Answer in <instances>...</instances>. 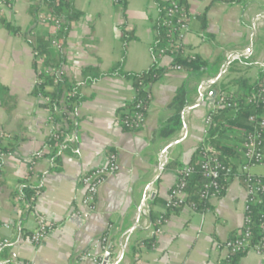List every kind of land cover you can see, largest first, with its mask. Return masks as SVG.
<instances>
[{
    "label": "crops",
    "instance_id": "1",
    "mask_svg": "<svg viewBox=\"0 0 264 264\" xmlns=\"http://www.w3.org/2000/svg\"><path fill=\"white\" fill-rule=\"evenodd\" d=\"M126 2L123 17L121 6L113 0H74L82 16L71 24L64 49L62 72L70 80L79 82L84 67L106 71L117 62L123 27L133 35L127 44L124 69L140 72L150 66L157 4L154 0ZM183 3L190 18L181 43L189 48V54L208 59L209 69L200 76L181 69L163 73L150 87L151 99L138 131H124L115 123L117 111L134 97L130 79L106 76L81 86L85 100L74 113L77 129L73 141L68 142L70 149L60 154L58 170H53L49 158H34L46 148L52 128L48 110L32 94L35 69L29 43L50 31V26L38 20L46 9L40 6V0H13L11 7L4 8L0 19V144L15 146V150L2 155L0 226L12 222L15 227L11 232L0 227V239L8 235L11 238L0 253L2 264H95L84 255L102 236L108 237L111 259L116 257L117 261L122 254L119 264L224 262L225 251L220 245L243 228L245 189L241 181L232 179L220 197L209 198V208L204 211L189 206L170 211L164 203L175 184L176 168L166 164H188L205 138V116L211 110L206 97L211 89L217 90L222 84L234 92L233 81L237 78L258 79L264 67V0ZM33 6L38 7L35 14L30 11ZM6 24L17 31H10ZM245 49L246 55L229 59L232 53ZM170 62L171 58L164 56L160 65L167 67ZM219 75L198 102L207 80ZM182 85L189 90L190 105H197L185 114V135L180 130L171 140L152 142L153 131L170 116L167 106ZM177 139L179 143L163 157L162 149ZM108 151L116 154L119 168L100 186L94 211L80 217L76 214L83 193L79 178L101 165ZM25 185L37 189L30 207L22 199ZM147 193L152 226L160 214L166 217L158 234L152 233V227L146 230L138 215L139 204ZM36 216L57 225L39 245L25 238L35 228ZM147 240L151 245L144 244ZM94 252L98 254V249ZM238 264H264V260L256 251L248 250Z\"/></svg>",
    "mask_w": 264,
    "mask_h": 264
},
{
    "label": "trees",
    "instance_id": "2",
    "mask_svg": "<svg viewBox=\"0 0 264 264\" xmlns=\"http://www.w3.org/2000/svg\"><path fill=\"white\" fill-rule=\"evenodd\" d=\"M121 6L122 16L125 17L126 0H113ZM157 4L158 15L153 22L155 30V39L151 45V53L159 48H165L166 54L170 56L171 62L169 66L163 67L160 62L153 60L150 66L140 72H128L124 69V62L127 52V44L133 38L131 32L122 28L121 32V54L117 62H115L106 71L100 70L98 67L87 66L81 70V80L79 82L70 80L62 72V65L65 63L64 49L69 34L71 24L78 20L82 13L74 6V0H40V6L46 9V14L61 21L59 28L54 32H47L45 36L36 37L34 42H29L34 52V69L35 84L32 90L33 96L39 100V105L49 112V123L51 124V132L47 137L44 146L37 154L47 157L54 164L53 170H58L60 154L65 150H69L68 142H64L66 135L75 133L77 129V119L74 113L80 103L85 100V96L81 94V86L92 85L99 79L106 76H117L130 79L134 87V101L126 103L118 111L116 116L122 120H132V112L134 111L135 102L146 99L151 85L158 80L163 73L171 70L170 66H178L179 69L185 70L191 74L200 76L211 66L208 59L199 55L184 53L189 50L182 43L176 45L171 42L166 34V27L162 24L165 19V12L170 5V0H154ZM179 5L184 7L183 0H176ZM226 3H243L245 0H220ZM38 7L30 8L32 14L36 13ZM10 31L16 32L17 29L9 24L5 25ZM202 27H206L205 19L202 18ZM56 41V46H52L51 41ZM262 71L255 81L240 77L233 81L235 91L232 97L235 98V105L231 107H222L214 109L211 113V123L207 134L203 141L196 147L191 154L188 164L192 167V172L187 179L185 187V202L194 203L195 210L204 211L209 208V199L200 196V191L206 182L200 169V163L203 154L206 152L217 156L222 165L235 168L241 163L242 157L239 152L240 144L244 134L252 130V124L249 122V116H259L264 113V95L263 99L258 98L247 102L246 96L255 93L264 87V76ZM218 93H230L228 87L220 84L217 88ZM190 105L189 90L186 85L180 86L168 104L167 108L171 112L170 116L153 131L151 136L152 142L168 141L179 133L182 127L183 119L182 111ZM210 111V110H209ZM147 111L143 112L146 116ZM209 112H207L208 114ZM206 114V115H207ZM206 117V116H205ZM141 127L128 128L122 126L124 131H138ZM233 139L235 142H229ZM15 150V146L9 144H0V166L2 155ZM175 162H169L166 166H180ZM264 179V174L261 175ZM232 180H223L219 178V182L223 184L220 192L216 193L220 197L228 183ZM25 180L23 181V183ZM209 191H212L210 189ZM36 187L25 185L22 187V199L30 207L35 193ZM179 209V208H178ZM174 209L173 211H176ZM264 214V204L251 206L249 216L252 220L250 225V245L259 241L264 236L260 223ZM152 218V216H151ZM243 229H241L240 233ZM239 233V234H240ZM238 234L229 239L235 238ZM152 242V238H151ZM150 240L145 241V245H151ZM111 249V248H110ZM247 251L230 253L224 264H238V259Z\"/></svg>",
    "mask_w": 264,
    "mask_h": 264
},
{
    "label": "built area",
    "instance_id": "3",
    "mask_svg": "<svg viewBox=\"0 0 264 264\" xmlns=\"http://www.w3.org/2000/svg\"><path fill=\"white\" fill-rule=\"evenodd\" d=\"M13 4V0H0V19L3 14L4 8H9ZM263 17V16H260ZM190 14L185 8L178 4L176 0H170V5L165 12V19L163 25L166 27V34L171 42L176 45L181 44V39L184 32L188 31V21ZM38 20L41 24L50 26L51 33H54L61 23L59 19H55L47 14H39ZM52 46H56V41H51ZM185 54L188 53L184 52ZM152 59L158 62L166 54L165 48H159L155 52L151 53ZM247 54V49L241 53H232L230 58L240 57ZM170 57V56H169ZM169 66V65H168ZM172 70H180L178 66H170ZM264 76V67L261 69ZM211 79L207 80L209 82ZM230 93H218L216 94L214 101L211 103V110L205 117V133H207L211 123V113L214 109L222 107L234 106L235 98L232 97V91ZM264 87L259 89L255 93H250L246 96L245 100L250 102L258 98L263 99ZM151 99V93L148 91L146 99H141L135 102L134 111L132 112V120L126 121L119 117H115V123L122 128V126L128 128L141 127L145 120L143 112L147 111L149 102ZM134 101V97L132 99ZM264 100V99H263ZM249 122L252 124V130L245 133L243 140L239 147L241 153L242 162L238 163L235 168L222 165L212 153L206 152L203 154L200 169L206 182L203 185V189L200 191V196L204 198H211L216 196V193L220 192L223 188V184L219 182V178L223 180L239 179L245 189V206H244V219L243 230L238 236L232 239L225 240L220 247L225 251L226 260L230 253L243 252L248 250H254L259 253L264 260V236L254 244L250 245V225L252 220L249 216L251 206L257 204H264V179L260 174L251 172L252 167L261 166L264 167V113L259 116H249ZM74 139V134L70 133L66 135L64 142H71ZM40 154L34 156L35 159L41 158ZM119 166L117 156L114 152L108 151L105 156V160L101 165L93 167L85 171L79 178L78 184L82 190V198L80 201L81 208L76 211V214L80 217H87L90 215L96 206V198L100 186L105 179L117 172ZM192 172V167L189 164H183L177 166L175 169L176 180L175 184L170 188L169 194L165 200L164 206L166 210H174L183 206H189L195 210L194 203H186L185 201V187L187 179ZM212 189V191H209ZM150 196L145 194L139 204V216L144 220L143 227L146 230L151 229L152 233L158 234L161 232V228L166 221L165 214H160L152 222L150 221ZM28 206V204L25 202ZM166 212V211H165ZM56 223L47 221L41 216H36V226L29 232L25 238L33 245H39L48 233L56 227ZM262 230L264 231V214L260 223ZM2 228L11 232L15 227L12 222L1 224ZM11 243L10 235L0 239V253L1 251ZM98 249V254L94 250ZM108 253V237L102 236L94 243H92L85 253L84 257L91 259L95 264H115L116 257L108 258L104 260L105 254ZM224 260V262H225ZM224 262L222 264H224ZM0 259V264H2ZM14 264H26L14 262Z\"/></svg>",
    "mask_w": 264,
    "mask_h": 264
},
{
    "label": "water",
    "instance_id": "4",
    "mask_svg": "<svg viewBox=\"0 0 264 264\" xmlns=\"http://www.w3.org/2000/svg\"><path fill=\"white\" fill-rule=\"evenodd\" d=\"M229 59H230V60H235V59H239V57L229 58ZM219 77H220V75L217 76V77L211 78V80H210L209 82H206V83L204 84V89L202 90V92H200V94H199V96H198V102H202V100H203V94H204L205 90H206L207 88H209L210 86H212V85H213V84L219 79ZM216 94H217V90H216V89H211L210 92H209V94H208V96L206 97V100H207L208 102L212 103V102L214 101V98H215ZM196 106H197V105H189V106H187V107L182 111V113H181L182 119H184L185 114H186L187 112H189L190 110H192V109L195 108ZM185 128H186V126H185V123L183 122V123H182L181 130L183 131L184 135H185ZM179 141H180V139H177V140H174V141L168 143V144L162 149V151H161V155H162L163 157L166 158V155H167L169 149H170L172 146H174V145H176L177 143H179ZM162 167H163V166L161 165L160 168L162 169ZM139 212H140V210L138 209V215H139ZM108 258H109V253H106V254H105V257H104V260L106 261ZM121 258H122V254L120 253V254L117 256L116 264H119V263H120Z\"/></svg>",
    "mask_w": 264,
    "mask_h": 264
},
{
    "label": "rangeland",
    "instance_id": "5",
    "mask_svg": "<svg viewBox=\"0 0 264 264\" xmlns=\"http://www.w3.org/2000/svg\"><path fill=\"white\" fill-rule=\"evenodd\" d=\"M262 171H264V167H261V166H255V167H252V169H251L252 173L262 172Z\"/></svg>",
    "mask_w": 264,
    "mask_h": 264
}]
</instances>
